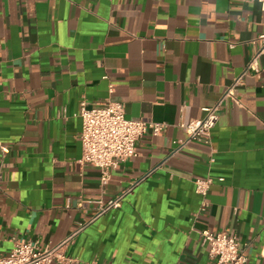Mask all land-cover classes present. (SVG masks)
<instances>
[{
    "label": "crops",
    "instance_id": "0c3cea01",
    "mask_svg": "<svg viewBox=\"0 0 264 264\" xmlns=\"http://www.w3.org/2000/svg\"><path fill=\"white\" fill-rule=\"evenodd\" d=\"M261 33L258 1L0 0V255L20 239L56 245L93 215L95 205L79 201L134 185L68 256L216 264L200 239L208 230L235 236L247 264H264V56L220 107L210 138L173 153L187 139L179 124L200 119L243 73ZM108 99L126 118L166 128L145 132L101 191L99 170L78 163V111ZM208 174L224 181L200 213L194 180Z\"/></svg>",
    "mask_w": 264,
    "mask_h": 264
},
{
    "label": "built area",
    "instance_id": "2783aa9c",
    "mask_svg": "<svg viewBox=\"0 0 264 264\" xmlns=\"http://www.w3.org/2000/svg\"><path fill=\"white\" fill-rule=\"evenodd\" d=\"M258 1L264 5V0ZM255 52L247 63L243 73L234 79L233 83L225 89L214 105L202 109L200 119L191 120L186 124H179L187 139L178 141L173 153L179 152L190 141L206 139L211 136L219 119V109L228 100H235V88L242 78L250 72L257 73L258 59L264 56V33L259 34L251 41ZM110 92L112 87H110ZM78 116L81 119L80 143L82 155L78 160L80 165H91L99 170L101 191L108 185L111 172L116 169L119 162L127 161L136 155L138 140L148 130L152 135H160L166 125L145 120H131L126 118L122 103L108 99L102 105L87 108L84 102L80 103ZM1 153L7 148L0 143ZM214 159L211 157L209 163ZM215 180L223 182L219 177L214 179L210 174L194 180V191L200 199L199 212L204 213L209 208L208 193ZM134 185L124 189L115 197L104 200H82L77 203L80 208L88 204L95 205V211L85 222L78 223L77 227L56 245L42 246L38 240L20 239L13 242V248L7 255H0V264H78V261L66 254L67 247L73 243L76 236L98 218L121 206L125 197L132 193ZM65 208H69L66 204ZM201 243L206 246L208 257L216 264H247V257L240 250L235 236L225 232H211L205 230L200 235Z\"/></svg>",
    "mask_w": 264,
    "mask_h": 264
}]
</instances>
